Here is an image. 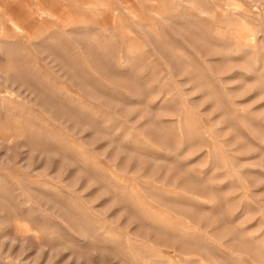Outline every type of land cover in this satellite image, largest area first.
Returning a JSON list of instances; mask_svg holds the SVG:
<instances>
[{"label":"rangeland","instance_id":"rangeland-1","mask_svg":"<svg viewBox=\"0 0 264 264\" xmlns=\"http://www.w3.org/2000/svg\"><path fill=\"white\" fill-rule=\"evenodd\" d=\"M0 264H264V0H0Z\"/></svg>","mask_w":264,"mask_h":264},{"label":"bare ground","instance_id":"bare-ground-1","mask_svg":"<svg viewBox=\"0 0 264 264\" xmlns=\"http://www.w3.org/2000/svg\"><path fill=\"white\" fill-rule=\"evenodd\" d=\"M40 10V9H39ZM44 12V11H43ZM14 26H16L15 24H14ZM18 28V27H17ZM52 113V112H51ZM87 126V125H86ZM125 166V165H124ZM213 193V192H212ZM72 213V212H71ZM80 225V224H79ZM168 229V228H167ZM92 236V235H91ZM180 236H182V235H180ZM69 243V242H68ZM106 246V245H105ZM102 254H104V253H102ZM115 259V258H114ZM102 260V259H101Z\"/></svg>","mask_w":264,"mask_h":264}]
</instances>
